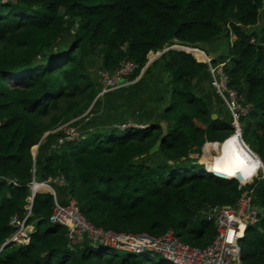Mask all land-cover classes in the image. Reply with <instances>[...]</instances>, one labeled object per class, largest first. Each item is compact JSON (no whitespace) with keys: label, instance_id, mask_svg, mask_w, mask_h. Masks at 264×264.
<instances>
[{"label":"trees","instance_id":"1","mask_svg":"<svg viewBox=\"0 0 264 264\" xmlns=\"http://www.w3.org/2000/svg\"><path fill=\"white\" fill-rule=\"evenodd\" d=\"M263 8L264 0L0 3V246L12 233L10 218L24 212L32 180L62 176L65 185L56 189L60 201L73 198L95 227L154 238L172 231L182 243L206 247L215 225L201 217L202 210L233 206L242 189L235 180L207 174L191 154L199 156L203 144L212 142L210 150L218 153L213 174L242 183L264 164V23L246 30L257 25ZM223 37V49L214 52V42ZM171 46L177 49L163 52L153 66H161L166 81L156 104L162 123L94 131L55 146L60 132L51 131L95 99L98 70L113 72L129 60L136 65L129 78L134 80L148 53ZM203 52L213 54L211 66L224 63L228 87L242 105L251 106L239 123L252 154L231 135L227 109L207 88ZM212 114L217 117L211 119ZM160 135L158 149L149 154ZM253 152L262 162H255ZM246 189H252L259 218L239 240L240 259L264 264V178L259 175ZM52 206L50 193H35L30 242L4 246L0 264H171L157 254L68 240L64 228L49 223ZM12 245L16 248L5 252ZM154 256L163 262L152 261Z\"/></svg>","mask_w":264,"mask_h":264},{"label":"built area","instance_id":"2","mask_svg":"<svg viewBox=\"0 0 264 264\" xmlns=\"http://www.w3.org/2000/svg\"><path fill=\"white\" fill-rule=\"evenodd\" d=\"M4 1L8 0H1V2ZM205 61L208 66L210 86L229 113L230 125L233 129L231 135L237 136L242 145L252 154L242 139L239 123V118L246 116L251 106L249 104L242 105L241 96L228 87L227 76L223 71L224 63L211 66L209 58H206ZM135 69L136 65L133 62L124 60L113 72L99 71V91L96 98L103 96L111 89L125 85ZM90 109L89 107L80 117L71 119L60 125L55 131H52L60 132L55 146H59L67 140H76L77 127L81 123L88 122L93 116L90 113ZM128 126L132 125L128 124ZM137 128L143 129L144 126H138ZM204 144L202 146L203 155H205ZM210 153L213 155V151ZM203 166L205 172L211 174L206 167V163ZM259 175H261V178H264L263 163L262 169L248 182L242 183L235 178H230L237 182L238 189H242L241 195L233 206H220L216 204L209 205L202 210L201 217L206 221L213 222L215 225V236L204 248L180 242L172 231H167L162 236L154 238L147 234L131 235L116 233L95 227L81 215L79 207L73 198L67 197L65 201H60L56 189L62 188L65 185L62 176L39 182L34 179L32 180L30 183V196L26 200L24 212L20 216L14 215L10 218L8 225L12 229V233L5 240L4 244L27 245L30 242L34 226L28 224V220L31 217L33 196L36 192L45 189L46 192L51 194L53 201L49 223L58 228H64L65 236L68 240L79 241L86 235L94 242L113 249L128 251V246H132L137 251H140L135 253L148 252L160 255L171 264H242L239 240L243 237L246 227L255 225L259 218L258 210L252 203V189H246V187L253 184ZM214 176L228 179L219 175Z\"/></svg>","mask_w":264,"mask_h":264},{"label":"rangeland","instance_id":"3","mask_svg":"<svg viewBox=\"0 0 264 264\" xmlns=\"http://www.w3.org/2000/svg\"><path fill=\"white\" fill-rule=\"evenodd\" d=\"M0 3H2L1 0H0ZM258 17L259 18H258L257 25L252 26V27H247L246 30L251 31V30H255L256 28L261 27V25L264 23V8L259 12ZM68 32L70 35H72L73 29H71V30L69 29ZM234 39H235V37L230 34L229 35V42L233 41ZM224 42H225L224 37L219 38L217 41L214 42V45L216 48L220 47L219 50H222L223 46L225 44ZM167 48H169V47H166L162 51H159L156 53H152V52L148 53L146 65H147V63L149 64V63L157 60L159 58V55H161L163 53V51L166 50ZM173 49H177V48H173ZM205 55H206V58L207 57H209V58L214 57L213 54L211 56L208 54H205ZM206 58L203 59L204 61L201 60L200 58L199 59L202 62L206 63V61H205ZM99 71H102V70H98V72ZM98 72H97V77H98ZM130 76H129V78H130ZM138 76L134 80L128 79L126 81L127 83L121 87H116L114 89L109 90L107 95L104 94L103 97L102 96L98 97L97 102L93 106H91V104L94 103V100H93V102L89 105V107L91 108L90 113H92L93 116L88 122H84L85 124L81 123V125H79L77 127V132H76L77 138H76V140H78L81 137L87 136L94 131H106V130H109L111 128H125V127H128V124H131L132 126H134L136 128L138 126H140L138 124ZM135 81H137V83ZM96 84H97L96 86L98 88L99 87L98 86L99 85V79H97ZM206 85H207V88L209 90H211L210 83L208 82V83H206ZM119 89H121V90H119ZM96 97H97V95H96ZM80 115H82V114H80ZM80 115H79V117H80ZM73 119H75V118H73ZM152 121H154V120H152ZM160 122L162 123L163 121H160ZM197 123H198V121H196V124ZM59 126H57L53 131H55ZM145 127H147V126H144V128ZM236 140L239 141L237 136H236ZM37 148H38V145L36 148L33 147L31 149V153L33 156H35L37 154ZM202 151H203V149L201 147V154L199 156H197L195 154H191V157L192 158H198L199 162H201L202 164L205 165V161L203 159L204 155L202 154L203 153ZM216 153L217 152L213 151V155H215ZM43 191L46 192L45 189H43ZM179 234H180L182 239L187 238V235L184 234L183 231H179ZM83 239L84 240L86 239L89 241V243L94 244V241L86 235L83 236ZM15 248H16V246L12 245L10 247H7L5 249V252H10L12 249H15ZM128 252L135 253V252H140V251H137L136 248H134L132 246H128ZM136 254H140V253H136ZM151 260L154 262H157V261L163 262L159 256H154V257H152Z\"/></svg>","mask_w":264,"mask_h":264},{"label":"crops","instance_id":"4","mask_svg":"<svg viewBox=\"0 0 264 264\" xmlns=\"http://www.w3.org/2000/svg\"><path fill=\"white\" fill-rule=\"evenodd\" d=\"M219 48L215 47L212 50L214 52H217ZM211 55L212 54H210V56ZM155 63L156 60L149 64L147 63V65H145L144 68L140 71V74L138 76V124L140 126H147L145 124H147L149 121L152 120L156 122L161 121V115H160L161 111L159 110L160 107L157 108L156 104L158 103L160 97L166 92L165 90L166 81L162 77V70L160 65L157 67L156 64L154 67L156 68V70L153 71L154 69L153 66ZM135 82L137 83V81ZM212 105H213V109L215 110L217 108V104L212 103ZM197 125L201 126V123L198 122Z\"/></svg>","mask_w":264,"mask_h":264},{"label":"bare ground","instance_id":"5","mask_svg":"<svg viewBox=\"0 0 264 264\" xmlns=\"http://www.w3.org/2000/svg\"><path fill=\"white\" fill-rule=\"evenodd\" d=\"M187 52H191V53H194L192 50H187ZM235 136V135H234ZM230 138V137H229ZM229 138H227L226 140H224L223 141V144H225V143H227V141H228V139ZM238 138V137H237ZM212 144V142L211 143H205L204 144V153H205V155H204V160L207 162V169H208V171H210V173L211 174H213V171H212V168H213V163H214V161H215V159H217V155H218V153H216L215 155H212L210 152L212 151V150H210V145ZM216 152V151H215ZM259 158L257 157V160H255V162H257V163H260L259 162V160H258ZM257 174V173H256ZM255 174V175H256ZM254 175V176H255ZM253 176V177H254ZM252 177V178H253Z\"/></svg>","mask_w":264,"mask_h":264},{"label":"water","instance_id":"6","mask_svg":"<svg viewBox=\"0 0 264 264\" xmlns=\"http://www.w3.org/2000/svg\"><path fill=\"white\" fill-rule=\"evenodd\" d=\"M173 48H175V47L171 46V47H169V48H167V49H173ZM167 49L164 50V51H167ZM164 51H163V52H164ZM215 118H216V115H215V114H212V115H211V119H215ZM161 138H162V135L159 136V138H158V140L155 142V144L149 149V151H148L149 154L154 153V152L158 149V146H159V144H160V140H161Z\"/></svg>","mask_w":264,"mask_h":264},{"label":"clouds","instance_id":"7","mask_svg":"<svg viewBox=\"0 0 264 264\" xmlns=\"http://www.w3.org/2000/svg\"><path fill=\"white\" fill-rule=\"evenodd\" d=\"M177 46V45H176ZM201 51V50H200ZM204 53V52H203ZM205 54V53H204ZM207 58H209V57H207ZM211 60V59H210ZM143 69V68H142ZM97 98H95L94 99V102H95V100H96ZM93 104L94 103H92L91 104V106H93ZM52 132V131H51ZM219 143V142H218ZM221 143V142H220ZM35 148L37 147V145L36 146H34ZM250 150V149H249ZM251 151V150H250ZM254 153V152H253ZM255 154V153H254ZM259 158V157H258ZM260 159V158H259ZM262 162V161H261ZM264 165V164H263ZM209 175H212V174H209ZM212 176H214V175H212ZM216 177V176H215ZM225 180H232V179H230V178H228V179H225ZM39 192H41V191H39ZM35 195V194H34ZM34 231H35V228H34ZM32 235V234H31ZM7 244H2L0 247H1V249H0V251L2 250V248L4 247V246H6Z\"/></svg>","mask_w":264,"mask_h":264}]
</instances>
